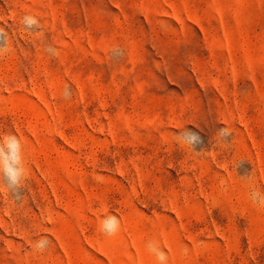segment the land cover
Returning a JSON list of instances; mask_svg holds the SVG:
<instances>
[{"label": "rangeland", "instance_id": "rangeland-1", "mask_svg": "<svg viewBox=\"0 0 264 264\" xmlns=\"http://www.w3.org/2000/svg\"><path fill=\"white\" fill-rule=\"evenodd\" d=\"M0 29V137L27 168L20 201L0 187V264H159L149 242L264 264V0H0Z\"/></svg>", "mask_w": 264, "mask_h": 264}, {"label": "clouds", "instance_id": "clouds-1", "mask_svg": "<svg viewBox=\"0 0 264 264\" xmlns=\"http://www.w3.org/2000/svg\"><path fill=\"white\" fill-rule=\"evenodd\" d=\"M22 22L26 31H34L40 27L39 20L32 15H25ZM6 33L0 29V57H3L7 51ZM51 55L56 54V49L49 45L46 49ZM70 93L66 91L65 98ZM219 142L227 144L232 136V131L227 126L219 128L216 131ZM177 137L187 146L195 150L196 146L202 143L200 136L187 129H183L177 133ZM27 178V168L24 164L23 146L19 137L13 133H7L0 137V187L6 189L7 192L16 200L23 198L22 188L23 182ZM250 199L259 206H264V192L252 190ZM120 229V220L116 215H106L102 218L100 231L103 235L115 236ZM47 236L36 241L34 248L37 252H44L50 245ZM149 251L156 257L159 264H167V253L155 242H149ZM185 254L187 249H184Z\"/></svg>", "mask_w": 264, "mask_h": 264}]
</instances>
